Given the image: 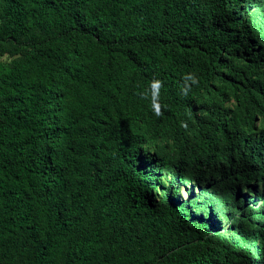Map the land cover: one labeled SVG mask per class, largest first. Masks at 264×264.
Wrapping results in <instances>:
<instances>
[{
    "label": "trees",
    "instance_id": "trees-1",
    "mask_svg": "<svg viewBox=\"0 0 264 264\" xmlns=\"http://www.w3.org/2000/svg\"><path fill=\"white\" fill-rule=\"evenodd\" d=\"M5 55L0 264H264V0H0Z\"/></svg>",
    "mask_w": 264,
    "mask_h": 264
},
{
    "label": "clouds",
    "instance_id": "clouds-1",
    "mask_svg": "<svg viewBox=\"0 0 264 264\" xmlns=\"http://www.w3.org/2000/svg\"><path fill=\"white\" fill-rule=\"evenodd\" d=\"M199 80L193 74H187L183 77V85L181 87V94L183 96H187L193 86L198 85ZM163 87V82L158 79H152L147 88L143 89L142 91H138L137 95L141 99L149 100L151 109L156 117H161L163 115L162 112V105L159 102L160 98V90ZM182 127H186L185 124L182 123Z\"/></svg>",
    "mask_w": 264,
    "mask_h": 264
},
{
    "label": "rangeland",
    "instance_id": "rangeland-1",
    "mask_svg": "<svg viewBox=\"0 0 264 264\" xmlns=\"http://www.w3.org/2000/svg\"><path fill=\"white\" fill-rule=\"evenodd\" d=\"M3 61V62H8L9 61V57L7 55L3 56V57H0V62ZM191 186H188L187 188H182L180 190V195L181 197L183 198H186L187 197V191H189ZM197 191V189L195 190V192Z\"/></svg>",
    "mask_w": 264,
    "mask_h": 264
}]
</instances>
